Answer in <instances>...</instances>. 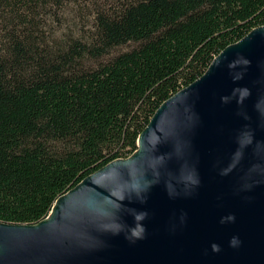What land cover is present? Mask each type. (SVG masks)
I'll return each instance as SVG.
<instances>
[{
    "label": "trees",
    "instance_id": "trees-1",
    "mask_svg": "<svg viewBox=\"0 0 264 264\" xmlns=\"http://www.w3.org/2000/svg\"><path fill=\"white\" fill-rule=\"evenodd\" d=\"M80 1L0 0V223H39L132 156L165 101L264 26V0H109L86 36L42 29Z\"/></svg>",
    "mask_w": 264,
    "mask_h": 264
},
{
    "label": "water",
    "instance_id": "water-1",
    "mask_svg": "<svg viewBox=\"0 0 264 264\" xmlns=\"http://www.w3.org/2000/svg\"><path fill=\"white\" fill-rule=\"evenodd\" d=\"M0 264H264V26L165 101L132 156L39 223H0Z\"/></svg>",
    "mask_w": 264,
    "mask_h": 264
},
{
    "label": "rangeland",
    "instance_id": "rangeland-1",
    "mask_svg": "<svg viewBox=\"0 0 264 264\" xmlns=\"http://www.w3.org/2000/svg\"><path fill=\"white\" fill-rule=\"evenodd\" d=\"M109 0H87L80 1L78 4H68L56 16L46 18L44 26V18L42 29L49 34L50 37L55 36L58 40L65 36L87 35L92 27L93 12L97 6L106 7ZM132 46L120 48L116 51L124 52ZM89 66L94 65L88 62Z\"/></svg>",
    "mask_w": 264,
    "mask_h": 264
}]
</instances>
